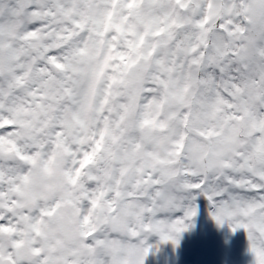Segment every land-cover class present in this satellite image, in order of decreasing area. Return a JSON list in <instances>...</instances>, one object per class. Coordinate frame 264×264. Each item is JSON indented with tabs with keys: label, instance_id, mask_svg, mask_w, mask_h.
I'll use <instances>...</instances> for the list:
<instances>
[{
	"label": "snow or ice",
	"instance_id": "6c2138e0",
	"mask_svg": "<svg viewBox=\"0 0 264 264\" xmlns=\"http://www.w3.org/2000/svg\"><path fill=\"white\" fill-rule=\"evenodd\" d=\"M199 195L264 264V0H0V264H144Z\"/></svg>",
	"mask_w": 264,
	"mask_h": 264
},
{
	"label": "rangeland",
	"instance_id": "374dc122",
	"mask_svg": "<svg viewBox=\"0 0 264 264\" xmlns=\"http://www.w3.org/2000/svg\"><path fill=\"white\" fill-rule=\"evenodd\" d=\"M194 204L197 213L190 227L180 234L177 246L170 241L160 242L157 234L147 237L152 248L144 264H230V259L235 264H254L245 230L233 232L227 223L218 226L210 215V202L205 196H197ZM182 214L181 211L175 215ZM238 242H243L242 246Z\"/></svg>",
	"mask_w": 264,
	"mask_h": 264
},
{
	"label": "water",
	"instance_id": "95a60500",
	"mask_svg": "<svg viewBox=\"0 0 264 264\" xmlns=\"http://www.w3.org/2000/svg\"><path fill=\"white\" fill-rule=\"evenodd\" d=\"M242 244H243V242H238V245L242 246ZM225 255H226V252H225ZM238 256H240V254H238ZM232 264H234V263L232 262Z\"/></svg>",
	"mask_w": 264,
	"mask_h": 264
},
{
	"label": "flooded vegetation",
	"instance_id": "af4514ba",
	"mask_svg": "<svg viewBox=\"0 0 264 264\" xmlns=\"http://www.w3.org/2000/svg\"><path fill=\"white\" fill-rule=\"evenodd\" d=\"M231 264H232V262L235 264V261H232L231 259H230V261H229Z\"/></svg>",
	"mask_w": 264,
	"mask_h": 264
}]
</instances>
